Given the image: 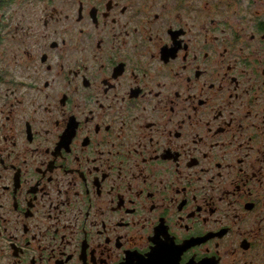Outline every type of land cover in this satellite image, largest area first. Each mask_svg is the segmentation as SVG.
I'll return each instance as SVG.
<instances>
[{
	"label": "flooded vegetation",
	"instance_id": "obj_1",
	"mask_svg": "<svg viewBox=\"0 0 264 264\" xmlns=\"http://www.w3.org/2000/svg\"><path fill=\"white\" fill-rule=\"evenodd\" d=\"M0 264H264V0H0Z\"/></svg>",
	"mask_w": 264,
	"mask_h": 264
}]
</instances>
